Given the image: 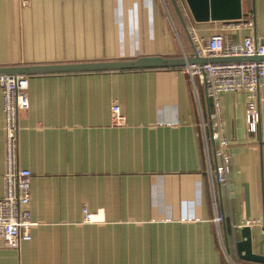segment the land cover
<instances>
[{
	"label": "crops",
	"instance_id": "0c3cea01",
	"mask_svg": "<svg viewBox=\"0 0 264 264\" xmlns=\"http://www.w3.org/2000/svg\"><path fill=\"white\" fill-rule=\"evenodd\" d=\"M176 1L0 0V68L192 57L196 40L223 29L228 43L264 37V0H242L251 29L198 22ZM25 75L18 163L32 174L37 225L19 248L0 243V264H264L237 246L250 228L252 252L264 257L263 87L255 134L247 94L222 96L230 165L221 182L214 103L181 68ZM3 126L0 91V198Z\"/></svg>",
	"mask_w": 264,
	"mask_h": 264
},
{
	"label": "built area",
	"instance_id": "2783aa9c",
	"mask_svg": "<svg viewBox=\"0 0 264 264\" xmlns=\"http://www.w3.org/2000/svg\"><path fill=\"white\" fill-rule=\"evenodd\" d=\"M229 23H238L240 28L254 27V23L250 20ZM225 32L226 30L223 29L208 39L196 40L195 48L198 56L201 58L264 57V37L246 36L240 41L228 43ZM181 69L194 84L197 79L206 86L208 96L214 103L212 137L219 144L216 154L223 160V165L217 168L218 179L222 182L230 165V155L226 152L230 143L223 132L222 96L233 92L247 94L248 130L254 134L258 133L261 113L257 100L260 88H264V60L188 65ZM28 89L27 75H0L5 134L4 196L0 198V243L9 248H19L22 242L31 240L32 229L37 225L32 221L29 209L32 174L30 170L21 168L18 163V115L21 110L30 106ZM112 114L115 124L125 122L118 104L113 105ZM215 220L219 224L224 221V217L218 216ZM95 221L97 219L94 214L85 212V222Z\"/></svg>",
	"mask_w": 264,
	"mask_h": 264
},
{
	"label": "water",
	"instance_id": "95a60500",
	"mask_svg": "<svg viewBox=\"0 0 264 264\" xmlns=\"http://www.w3.org/2000/svg\"><path fill=\"white\" fill-rule=\"evenodd\" d=\"M192 15L198 22L202 21H234L243 20L242 0H185ZM177 4L176 0H173ZM178 11L179 8L177 7ZM264 57L253 58H201L196 53L194 46V56L181 58H167L164 56H143L128 60H111L97 62H80L60 65L46 66H25L0 68V75L7 74H43V73H88L104 71H127L141 69H164L182 68L188 65H204L208 63H226L242 61H260ZM243 240L237 243L240 257L245 260L264 262V257L253 254L251 247L250 228L242 229ZM245 252V255L241 253Z\"/></svg>",
	"mask_w": 264,
	"mask_h": 264
}]
</instances>
